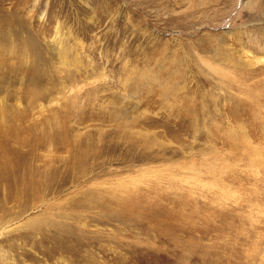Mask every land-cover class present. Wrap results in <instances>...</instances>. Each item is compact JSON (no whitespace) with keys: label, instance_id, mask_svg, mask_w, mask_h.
I'll return each instance as SVG.
<instances>
[{"label":"rangeland","instance_id":"obj_1","mask_svg":"<svg viewBox=\"0 0 264 264\" xmlns=\"http://www.w3.org/2000/svg\"><path fill=\"white\" fill-rule=\"evenodd\" d=\"M11 128L0 264H264V0H0Z\"/></svg>","mask_w":264,"mask_h":264},{"label":"bare ground","instance_id":"obj_2","mask_svg":"<svg viewBox=\"0 0 264 264\" xmlns=\"http://www.w3.org/2000/svg\"><path fill=\"white\" fill-rule=\"evenodd\" d=\"M29 43H31L32 44V42L31 41H29ZM7 47H5V49H6ZM13 48V47H12ZM5 49H4V51H5ZM8 49V48H7ZM10 50H12L11 48H9ZM8 51V50H7ZM9 52V51H8ZM7 52V53H8ZM11 52V51H10ZM12 52H14L15 53V50L13 51L12 50ZM6 52H5V54H7ZM64 53V52H63ZM11 54V53H10ZM9 54V55H10ZM13 54V53H12ZM17 54V53H16ZM66 54V53H65ZM41 55V54H40ZM40 55L38 54V52L36 51V52H34L33 53V56H34V59L36 60V61H38L39 59H40ZM61 57V56H60ZM260 59V58H259ZM63 66V65H62ZM36 71V72H35ZM34 73H37V74H42L43 72H41V68L40 67H38V66H35L34 67V71H33V74ZM72 73V72H71ZM70 73V74H71ZM75 74V73H74ZM74 76V75H73ZM72 78V77H71ZM73 79V78H72ZM73 85V86H72ZM78 87V86H77ZM77 87H75L74 86V84L72 83L71 85H70V87H69V85H68V83H67V80L66 81H64V83L62 82V88L59 90L58 89V95H55V96H51V98L49 99V102L51 103V102H55V101H57L58 99L60 100V97H63V98H68L71 94H72V92L74 91V90H78V88ZM46 91V90H45ZM44 93V90L41 88V87H39L38 86V82H37V84H36V86H34L33 88H32V91L30 92V95H31V99H33L35 102H37V101H40V98H42L43 97V95L45 94H43ZM40 103V102H39ZM43 104V103H42ZM16 129H14V128H11V129H8V130H0V143L1 142H4V141H7L8 139V137H10V136H15V134H16ZM5 154V153H4ZM7 164V163H6ZM9 165H11V162L10 161H8V166ZM10 168H11V166H10Z\"/></svg>","mask_w":264,"mask_h":264}]
</instances>
